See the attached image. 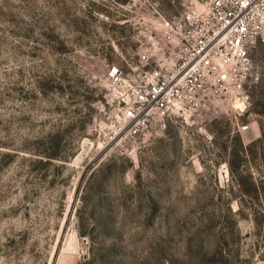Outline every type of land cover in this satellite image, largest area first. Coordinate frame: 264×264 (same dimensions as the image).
Wrapping results in <instances>:
<instances>
[{
	"label": "rangeland",
	"instance_id": "rangeland-1",
	"mask_svg": "<svg viewBox=\"0 0 264 264\" xmlns=\"http://www.w3.org/2000/svg\"><path fill=\"white\" fill-rule=\"evenodd\" d=\"M202 5L0 0V264H264V32L245 104L118 133L135 78L165 58L140 52Z\"/></svg>",
	"mask_w": 264,
	"mask_h": 264
},
{
	"label": "built area",
	"instance_id": "built-area-1",
	"mask_svg": "<svg viewBox=\"0 0 264 264\" xmlns=\"http://www.w3.org/2000/svg\"><path fill=\"white\" fill-rule=\"evenodd\" d=\"M181 20L163 18L162 40L147 45L141 62L163 50L165 58L135 78L119 108V130L133 139L151 128L166 129L175 117L226 98L245 104L259 80L252 50L264 32V0H202ZM124 70L110 68L108 82H122Z\"/></svg>",
	"mask_w": 264,
	"mask_h": 264
},
{
	"label": "bare ground",
	"instance_id": "bare-ground-1",
	"mask_svg": "<svg viewBox=\"0 0 264 264\" xmlns=\"http://www.w3.org/2000/svg\"><path fill=\"white\" fill-rule=\"evenodd\" d=\"M240 103V102H239ZM236 104H238V102L236 103ZM242 105V104H241Z\"/></svg>",
	"mask_w": 264,
	"mask_h": 264
}]
</instances>
